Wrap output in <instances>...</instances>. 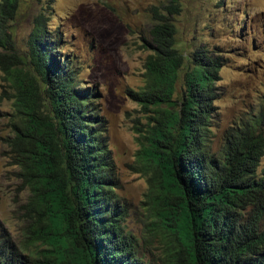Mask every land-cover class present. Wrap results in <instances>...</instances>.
I'll return each mask as SVG.
<instances>
[{
  "label": "trees",
  "instance_id": "obj_1",
  "mask_svg": "<svg viewBox=\"0 0 264 264\" xmlns=\"http://www.w3.org/2000/svg\"><path fill=\"white\" fill-rule=\"evenodd\" d=\"M20 1L0 0L2 94L13 100L8 144L31 193L26 208L38 216L29 233L49 248L34 258L0 240V264H146L122 227L126 211L112 191V161L93 126L90 90L76 88L42 16L34 19L28 61L16 51L10 23ZM180 12L179 0L152 7L145 41L151 54L141 99L159 117L142 150L150 198L162 206L151 224L169 245L168 264H264V116L239 120L212 151L222 64L205 50L184 55L176 48L173 16Z\"/></svg>",
  "mask_w": 264,
  "mask_h": 264
},
{
  "label": "rangeland",
  "instance_id": "obj_2",
  "mask_svg": "<svg viewBox=\"0 0 264 264\" xmlns=\"http://www.w3.org/2000/svg\"><path fill=\"white\" fill-rule=\"evenodd\" d=\"M168 1L21 0L10 23L16 51L28 61L34 19L42 16L58 58L70 63L76 88L90 90L93 126L101 131L112 161V191L126 211L122 227L132 238L137 258L146 264H168L169 260V245L151 224L162 206H154L150 198L152 172L142 150L159 115L157 107L141 99L151 54L145 41L153 24L152 7ZM179 2L181 12L173 16L176 48L184 55L205 50L207 57L222 64L210 128L211 149L216 152L225 133L239 120L252 114L264 116V0ZM181 78L182 72L174 97L182 90ZM4 88L0 71V240L40 258L49 246L38 233H29L38 216L26 208L31 193L8 144L13 137L9 124L13 100L2 94ZM262 171L264 156L258 167Z\"/></svg>",
  "mask_w": 264,
  "mask_h": 264
}]
</instances>
